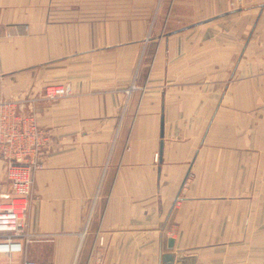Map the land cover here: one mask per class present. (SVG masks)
<instances>
[{"label": "crops", "instance_id": "0c3cea01", "mask_svg": "<svg viewBox=\"0 0 264 264\" xmlns=\"http://www.w3.org/2000/svg\"><path fill=\"white\" fill-rule=\"evenodd\" d=\"M260 4L145 0V16L100 19L0 0L2 97L71 92L24 108L50 144L32 174L23 257L159 264L174 251L263 264Z\"/></svg>", "mask_w": 264, "mask_h": 264}, {"label": "built area", "instance_id": "2783aa9c", "mask_svg": "<svg viewBox=\"0 0 264 264\" xmlns=\"http://www.w3.org/2000/svg\"><path fill=\"white\" fill-rule=\"evenodd\" d=\"M70 94L69 85L52 84L36 97H0V157L7 161L9 186L0 191V264H51L23 257L24 245L33 237L25 221L33 196L32 174L42 167L50 144L48 131L24 108H32L36 100L52 101Z\"/></svg>", "mask_w": 264, "mask_h": 264}, {"label": "rangeland", "instance_id": "374dc122", "mask_svg": "<svg viewBox=\"0 0 264 264\" xmlns=\"http://www.w3.org/2000/svg\"><path fill=\"white\" fill-rule=\"evenodd\" d=\"M51 3L54 5L56 14L65 7L74 8L75 6L80 7L82 15L91 18L127 19L145 16V0H51ZM156 14V12L152 14L153 18L157 17ZM0 97H2L1 94ZM6 165L7 161L0 157V191L9 188Z\"/></svg>", "mask_w": 264, "mask_h": 264}, {"label": "water", "instance_id": "95a60500", "mask_svg": "<svg viewBox=\"0 0 264 264\" xmlns=\"http://www.w3.org/2000/svg\"><path fill=\"white\" fill-rule=\"evenodd\" d=\"M262 6H264V4L259 5V7ZM196 259H197V255L194 253L186 254L184 252L167 251L160 254L159 264H195ZM263 264H264V258H263Z\"/></svg>", "mask_w": 264, "mask_h": 264}]
</instances>
